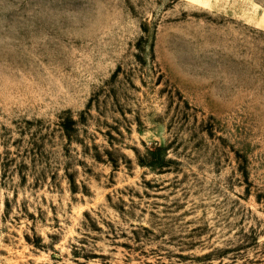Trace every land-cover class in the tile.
Wrapping results in <instances>:
<instances>
[{"label": "rangeland", "instance_id": "rangeland-1", "mask_svg": "<svg viewBox=\"0 0 264 264\" xmlns=\"http://www.w3.org/2000/svg\"><path fill=\"white\" fill-rule=\"evenodd\" d=\"M0 264H264V0H0Z\"/></svg>", "mask_w": 264, "mask_h": 264}]
</instances>
